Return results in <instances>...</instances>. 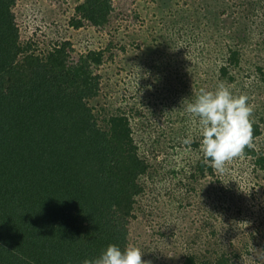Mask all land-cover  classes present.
I'll list each match as a JSON object with an SVG mask.
<instances>
[{
	"label": "rangeland",
	"instance_id": "374dc122",
	"mask_svg": "<svg viewBox=\"0 0 264 264\" xmlns=\"http://www.w3.org/2000/svg\"><path fill=\"white\" fill-rule=\"evenodd\" d=\"M80 2L18 0L14 12L22 40L31 38L40 54L64 40L72 42L75 58L104 51L96 69L101 90L91 105L101 123L120 111L133 118L136 140L156 171L154 181L144 178L147 190L137 197L129 245L152 264H181L192 251L206 258L211 245L219 252L236 249L235 261L264 264V171L242 154L223 172L197 176L200 126L182 104L222 82L234 95H247L262 132L253 146L264 150V0H112L104 27L75 28L71 19ZM230 48L239 50L241 61L223 76ZM220 188H226L225 209L228 201L233 205L238 234L232 241L220 237L221 222L211 224L201 204L217 199ZM190 197L193 207L185 205ZM217 203L219 214L221 198ZM214 226L218 238L209 236Z\"/></svg>",
	"mask_w": 264,
	"mask_h": 264
},
{
	"label": "trees",
	"instance_id": "16d2710c",
	"mask_svg": "<svg viewBox=\"0 0 264 264\" xmlns=\"http://www.w3.org/2000/svg\"><path fill=\"white\" fill-rule=\"evenodd\" d=\"M17 4L0 0V264H82L110 244L129 245L137 197L147 190L144 178L154 181L156 171L136 140L133 118L120 111L101 123L91 105L101 90L96 69L104 51L75 58L72 42L64 40L36 52L31 38L22 40ZM112 10V0H82L71 24L104 27ZM228 51L223 76L241 61L238 49ZM253 129L256 139L260 125L253 121ZM243 154L264 171L263 149L252 146ZM195 170L202 178L214 175L203 154ZM224 192L201 204L211 224L221 222L220 237L232 241L236 219L229 201V212L224 207ZM192 198L185 205L195 206ZM220 198L223 209L216 214ZM216 230L209 236L218 238ZM220 251L211 245L206 258L192 251L181 264H244L234 260L236 249Z\"/></svg>",
	"mask_w": 264,
	"mask_h": 264
},
{
	"label": "clouds",
	"instance_id": "9594fccd",
	"mask_svg": "<svg viewBox=\"0 0 264 264\" xmlns=\"http://www.w3.org/2000/svg\"><path fill=\"white\" fill-rule=\"evenodd\" d=\"M247 95H234L223 82L215 90L201 89L192 101H182L184 111L200 126V149L205 161L218 172H223L228 162L253 146L254 105ZM191 138L185 140L190 143ZM139 247L128 245L121 249L110 244L94 259L82 264H152L142 259Z\"/></svg>",
	"mask_w": 264,
	"mask_h": 264
}]
</instances>
